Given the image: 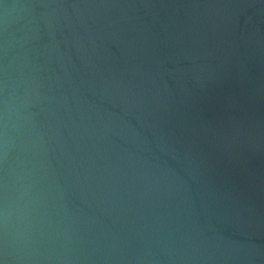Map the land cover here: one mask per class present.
Wrapping results in <instances>:
<instances>
[{
	"label": "water",
	"instance_id": "95a60500",
	"mask_svg": "<svg viewBox=\"0 0 264 264\" xmlns=\"http://www.w3.org/2000/svg\"><path fill=\"white\" fill-rule=\"evenodd\" d=\"M0 264H264V0H0Z\"/></svg>",
	"mask_w": 264,
	"mask_h": 264
}]
</instances>
